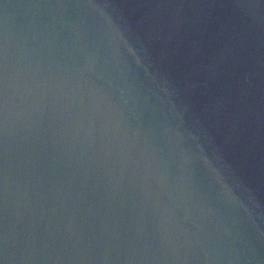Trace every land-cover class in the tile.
I'll return each mask as SVG.
<instances>
[{"label": "water", "instance_id": "1", "mask_svg": "<svg viewBox=\"0 0 264 264\" xmlns=\"http://www.w3.org/2000/svg\"><path fill=\"white\" fill-rule=\"evenodd\" d=\"M0 264H264V0H0Z\"/></svg>", "mask_w": 264, "mask_h": 264}]
</instances>
